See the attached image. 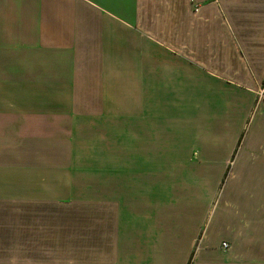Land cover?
<instances>
[{"label": "crops", "instance_id": "obj_1", "mask_svg": "<svg viewBox=\"0 0 264 264\" xmlns=\"http://www.w3.org/2000/svg\"><path fill=\"white\" fill-rule=\"evenodd\" d=\"M0 264H264V0H0Z\"/></svg>", "mask_w": 264, "mask_h": 264}, {"label": "built area", "instance_id": "obj_2", "mask_svg": "<svg viewBox=\"0 0 264 264\" xmlns=\"http://www.w3.org/2000/svg\"><path fill=\"white\" fill-rule=\"evenodd\" d=\"M223 248L227 250V249H230V246L227 243H224Z\"/></svg>", "mask_w": 264, "mask_h": 264}, {"label": "rangeland", "instance_id": "obj_3", "mask_svg": "<svg viewBox=\"0 0 264 264\" xmlns=\"http://www.w3.org/2000/svg\"><path fill=\"white\" fill-rule=\"evenodd\" d=\"M163 139H165V138H162V137H161V140H163ZM162 172H163V171H162V170H160V176H162V175H163V174H162Z\"/></svg>", "mask_w": 264, "mask_h": 264}]
</instances>
